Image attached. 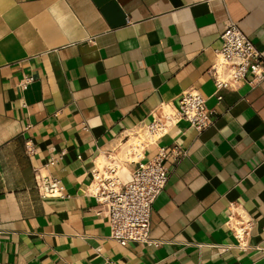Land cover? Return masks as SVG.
<instances>
[{
    "label": "crops",
    "instance_id": "1",
    "mask_svg": "<svg viewBox=\"0 0 264 264\" xmlns=\"http://www.w3.org/2000/svg\"><path fill=\"white\" fill-rule=\"evenodd\" d=\"M229 21L264 58V0H0V264H264V80L248 75L219 101L208 74ZM26 75L35 83L21 91ZM187 91L218 115L147 147L144 161L168 151L151 212L159 245L121 247L91 171L107 151L123 162L153 111ZM137 166L124 164L123 183ZM40 175L64 197L42 198ZM233 204L254 222L246 251L225 249Z\"/></svg>",
    "mask_w": 264,
    "mask_h": 264
},
{
    "label": "built area",
    "instance_id": "2",
    "mask_svg": "<svg viewBox=\"0 0 264 264\" xmlns=\"http://www.w3.org/2000/svg\"><path fill=\"white\" fill-rule=\"evenodd\" d=\"M219 0H197L198 3L210 4ZM238 25L229 21L221 34L222 47L217 53L216 63L208 71L214 82L216 94L227 89H238L247 82V76L253 79L249 85H257L264 80V58L253 42L244 35ZM35 83V77L26 75L19 83L21 91H26ZM221 101L222 96L218 95ZM206 99L196 91L184 92L178 99L177 106L162 105L152 113V122L141 129L146 137L134 135V141L125 150V160L119 159L118 149L102 154V161L91 171L92 180L88 193L100 207L109 221L110 238L119 246L125 247L131 243L158 246L151 240L152 206L165 189L170 172L165 165L168 151L158 148L157 154L145 160V151L151 142H158L181 121H186L197 132L209 128L218 113L208 109ZM26 151L33 155L35 150L31 142H27ZM177 149L172 151L176 152ZM179 154H176V157ZM64 156L49 160L47 166H54ZM138 164L132 172L128 183L120 179L124 164ZM38 172V170H37ZM40 172V171H39ZM38 172V173H39ZM39 189L42 198L64 197V187L57 177L40 175ZM232 211L228 224L231 226L236 244L225 247L226 250L236 248L249 249L248 238L254 227V222L240 210L237 205H230ZM62 264H70L64 262Z\"/></svg>",
    "mask_w": 264,
    "mask_h": 264
}]
</instances>
